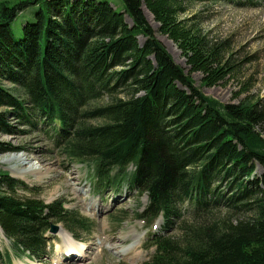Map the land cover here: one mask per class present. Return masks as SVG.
Segmentation results:
<instances>
[{
    "label": "trees",
    "instance_id": "trees-1",
    "mask_svg": "<svg viewBox=\"0 0 264 264\" xmlns=\"http://www.w3.org/2000/svg\"><path fill=\"white\" fill-rule=\"evenodd\" d=\"M120 1L122 10L109 0H0L1 132H44L64 157L89 167L95 191L146 195L137 218L148 230L144 249L154 251L140 264H264V101L223 104L196 87L193 73L214 87L240 66L227 41L202 32L200 14L185 17L195 3L238 0ZM16 151L0 143V154ZM29 190L0 165V228L17 256L46 258L54 224L77 241L93 231L63 201L48 204ZM7 258L0 250V263Z\"/></svg>",
    "mask_w": 264,
    "mask_h": 264
},
{
    "label": "rangeland",
    "instance_id": "rangeland-1",
    "mask_svg": "<svg viewBox=\"0 0 264 264\" xmlns=\"http://www.w3.org/2000/svg\"><path fill=\"white\" fill-rule=\"evenodd\" d=\"M109 1L122 10L119 6L120 0ZM143 12L157 39L167 49L174 62L189 74L190 68L181 50L167 36L160 33L159 25L145 6ZM25 14L21 16L22 19ZM195 14L201 15L200 28L210 41H227L232 46L237 59L234 60L240 66L236 77L214 87H206L202 84L203 75L193 73L192 79L196 87L206 96L223 104H238L247 98L264 101V0L195 3L185 17ZM21 18L19 17L13 25L16 34L20 33ZM248 78L251 79L253 88L248 94H241L242 84ZM9 124L16 130L28 129L22 127L18 121L11 120ZM0 143L17 149L16 152L0 154V165L4 171L28 185L29 196L48 204L61 200L67 209L78 211L94 223V229L89 235L80 234L82 241L73 237V242L67 241L64 233L59 231L55 234L48 233L50 252L42 260H32L26 255L17 256L11 242L0 228V250L10 256L7 258V264H140L153 253L154 249H144L147 245L148 230L137 218V214L142 213L148 203L146 195L141 196L137 191L128 189L122 192L95 191L88 180L89 167L64 157L51 145L44 132L33 130L28 134L15 132L5 135L0 130ZM262 172L259 167L257 173ZM220 211L221 213L216 214L217 218L227 217L225 208ZM230 217L234 219L235 216ZM161 224L162 221L157 222L158 229ZM58 226L59 230L63 228L69 233L63 224ZM178 234L176 230L174 235L177 237ZM124 236L129 237L123 241L119 239ZM138 240H141L140 246L137 244ZM69 242L71 243L68 245ZM69 246L71 249L67 250Z\"/></svg>",
    "mask_w": 264,
    "mask_h": 264
},
{
    "label": "bare ground",
    "instance_id": "bare-ground-1",
    "mask_svg": "<svg viewBox=\"0 0 264 264\" xmlns=\"http://www.w3.org/2000/svg\"><path fill=\"white\" fill-rule=\"evenodd\" d=\"M1 231H2V229H1ZM59 232H61V233H64V235L67 237V241H72L73 242V238L71 237V235L68 233V232H66L63 228H61L60 230H59ZM127 237H129V236H124V237H120L119 239L120 240H125ZM140 242H141V240H138L137 241V244L140 246ZM71 242H69L68 243V245L70 244ZM115 246V245H114ZM11 247V246H10ZM116 247V246H115ZM71 248H70V246L68 247V249L67 250H70ZM69 252V251H68ZM71 252V251H70ZM8 257V256H7ZM10 257V256H9ZM6 258V257H5Z\"/></svg>",
    "mask_w": 264,
    "mask_h": 264
},
{
    "label": "water",
    "instance_id": "water-1",
    "mask_svg": "<svg viewBox=\"0 0 264 264\" xmlns=\"http://www.w3.org/2000/svg\"><path fill=\"white\" fill-rule=\"evenodd\" d=\"M158 24V23H157ZM159 25V24H158ZM59 231V226L58 225H52L50 229V233L55 234Z\"/></svg>",
    "mask_w": 264,
    "mask_h": 264
}]
</instances>
